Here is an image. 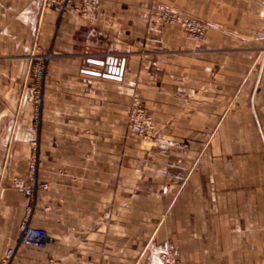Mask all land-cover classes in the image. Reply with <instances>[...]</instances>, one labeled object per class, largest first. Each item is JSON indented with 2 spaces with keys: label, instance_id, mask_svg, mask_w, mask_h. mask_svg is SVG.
Listing matches in <instances>:
<instances>
[{
  "label": "crops",
  "instance_id": "obj_1",
  "mask_svg": "<svg viewBox=\"0 0 264 264\" xmlns=\"http://www.w3.org/2000/svg\"><path fill=\"white\" fill-rule=\"evenodd\" d=\"M96 1L82 17L77 0H0V260L160 264L167 246L181 264H264V0ZM160 7L206 21L204 41ZM35 47L52 60L33 130ZM133 96L146 141L127 130ZM31 140L48 189L28 199L12 179ZM26 215L41 249L18 244Z\"/></svg>",
  "mask_w": 264,
  "mask_h": 264
},
{
  "label": "built area",
  "instance_id": "obj_2",
  "mask_svg": "<svg viewBox=\"0 0 264 264\" xmlns=\"http://www.w3.org/2000/svg\"><path fill=\"white\" fill-rule=\"evenodd\" d=\"M72 1L73 0H45L46 5L54 7L57 10L64 9L65 7L69 6ZM77 1L78 6H76L74 10L81 16L88 14L90 11H93V9H95L97 6L96 0ZM154 18L157 22H160L164 25L179 27L195 43L201 42L205 37L207 25L204 22L194 19L174 9L168 7H160L155 11ZM33 58L34 55L31 58V62ZM50 58V53L42 54L40 57L41 60L43 59L45 61H48ZM39 75L40 73L35 71L33 78L36 79L35 81L37 84L31 85L29 87V103L32 108L33 114L31 127L33 130H36L38 128V108L40 106V95L42 93V85L40 84V82L42 81V77ZM142 110L143 108L138 102L133 103L132 107L130 108L129 122L127 125L128 131L141 138L146 137L148 135L147 132L149 129V125H147L145 121ZM30 145L32 147L33 152L31 153V157L29 159L26 177H14L12 179V186L15 189L21 191L23 196L28 199L33 198L36 191H45L48 189V185L46 183L38 184L34 180V175L36 172V142L31 140ZM46 241V232L41 228L30 225L28 222V215L24 216L19 225L18 244L24 247L41 249L46 245ZM14 255L15 248L8 249L0 260V264H10V261L14 257ZM160 255V264H172L170 261L166 260V256H168L167 249L165 251H162ZM169 256V258H171L170 254Z\"/></svg>",
  "mask_w": 264,
  "mask_h": 264
},
{
  "label": "rangeland",
  "instance_id": "obj_3",
  "mask_svg": "<svg viewBox=\"0 0 264 264\" xmlns=\"http://www.w3.org/2000/svg\"><path fill=\"white\" fill-rule=\"evenodd\" d=\"M94 10V9H93ZM157 10V9H156ZM155 10V11H156ZM155 11H154V13H153V18H154V16H155ZM177 11V10H176ZM92 11H90L88 14H86V15H82V17H87L90 13H91ZM178 12H180V11H178ZM181 13H183V12H181ZM185 14V13H184ZM185 15H188V14H185ZM188 16H190V15H188ZM190 17H192V18H194V19H197V20H199V21H202V22H204L206 25H207V28H208V24H207V22L206 21H203V20H201L200 18H197V17H195V16H190ZM155 19V18H154ZM155 21H156V19H155ZM179 28V27H178ZM206 31H207V29H206ZM188 36V35H187ZM205 37H206V33H205ZM205 37H204V39H205ZM204 39L201 41V42H197V43H195L194 41V43L195 44H201L203 41H204ZM38 47H35V51H34V58H33V60H32V62H31V65H30V69H29V78H28V83H29V86H31V85H36L37 83H36V79L35 78H33V75H34V73H35V71H37L38 73H40V75L39 76H41L42 77V81L40 82V84L41 85H43V81H44V78H45V75H46V71H47V68H48V64L50 63V61L52 60V54H51V58L48 60V61H45V60H41L40 59V57H41V55H42V53L40 52V51H38ZM37 59V60H36ZM35 70V71H34ZM36 75H37V73H36ZM34 80V81H33ZM40 98H41V101H42V93H41V95H40ZM41 101H40V105H41ZM135 102H138L140 105H141V107L143 108V115H144V118H145V121H146V123H147V125H149V129H148V132H147V136L146 137H143V138H141V137H137V138H139L140 140H149V139H151L152 138V135H153V129H154V127H153V125H152V123H151V120H150V118L147 116V114H146V111H145V108H144V106H143V104H142V102H141V100L137 97V96H133L132 97V99H131V104H130V108L132 107V105H133V103H135ZM130 108H129V112H128V121H127V125H128V122H129V113H130ZM38 114H40V106H39V108H38ZM38 120H39V117H38ZM128 130V129H127ZM130 132V131H129ZM130 133H132V132H130ZM133 134V133H132ZM136 136V135H135ZM36 148H37V143H36V147H35V150H36ZM39 165H40V162L38 161V157L36 156V172H35V175H34V180H35V182L36 183H38L39 184V182L37 181V178H36V175H37V171H38V167H39ZM27 173V172H26ZM26 177V174H25V176L24 177H21V178H25ZM20 178V177H19ZM42 191V190H41ZM36 194V193H35ZM35 196V195H34ZM33 196V197H34ZM32 199V198H31ZM29 219H30V215H28V222H29ZM22 221V220H21ZM21 223V222H20ZM29 224H30V222H29ZM20 225V224H19ZM31 225V224H30ZM33 226V225H32ZM35 227V226H34ZM39 228V227H38ZM18 230H19V226H18ZM167 249V254H168V256H166V260H168V261H170L172 264H175V263H178V264H181V262H180V260H179V258H178V256H177V254L175 253V251L173 250V249H171L170 247H163L162 249H159L156 253H155V257H156V259H158L159 261H160V254H161V252L162 251H165ZM169 254L171 255V258H169L170 256H169ZM4 256V255H3ZM2 259V258H1ZM169 262V263H170Z\"/></svg>",
  "mask_w": 264,
  "mask_h": 264
},
{
  "label": "water",
  "instance_id": "obj_4",
  "mask_svg": "<svg viewBox=\"0 0 264 264\" xmlns=\"http://www.w3.org/2000/svg\"><path fill=\"white\" fill-rule=\"evenodd\" d=\"M112 63H113V60L111 59V58H108L107 60H106V62H105V64H107V65H112ZM100 64H104V63H100ZM110 72V71H109Z\"/></svg>",
  "mask_w": 264,
  "mask_h": 264
}]
</instances>
